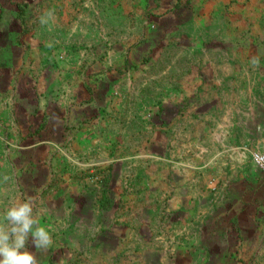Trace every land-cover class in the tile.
Returning <instances> with one entry per match:
<instances>
[{
	"label": "rangeland",
	"instance_id": "rangeland-1",
	"mask_svg": "<svg viewBox=\"0 0 264 264\" xmlns=\"http://www.w3.org/2000/svg\"><path fill=\"white\" fill-rule=\"evenodd\" d=\"M256 153L264 0H0V217L36 198L40 264H180L184 181L264 264Z\"/></svg>",
	"mask_w": 264,
	"mask_h": 264
},
{
	"label": "crops",
	"instance_id": "crops-1",
	"mask_svg": "<svg viewBox=\"0 0 264 264\" xmlns=\"http://www.w3.org/2000/svg\"><path fill=\"white\" fill-rule=\"evenodd\" d=\"M188 178V177H187ZM179 191L186 193L187 198L184 202L182 198H178L172 210H178L180 213L179 223L181 226L194 227L192 237L193 251L189 248H184L181 252H176V258L180 259V264H241L240 258L243 261H248L254 251L250 248L257 242L258 236L243 237V227L241 221L238 223L229 222L225 217L218 218L221 214L218 205L211 200L208 201L209 207L204 212L202 199L196 197L195 194L204 190V186L190 185L189 182L182 183ZM196 197V198H195ZM240 236H234V233H239ZM180 254V255H179ZM174 259V258H173ZM184 261V262H183Z\"/></svg>",
	"mask_w": 264,
	"mask_h": 264
},
{
	"label": "clouds",
	"instance_id": "clouds-1",
	"mask_svg": "<svg viewBox=\"0 0 264 264\" xmlns=\"http://www.w3.org/2000/svg\"><path fill=\"white\" fill-rule=\"evenodd\" d=\"M50 17L51 13H47L40 18V22L47 23ZM250 63L259 67V57L253 56ZM35 207L36 198L29 195L12 203L0 217V264H40L37 253H46L53 245L50 230L41 226L40 217L34 212ZM29 242L36 252L27 250ZM59 264H65L64 259Z\"/></svg>",
	"mask_w": 264,
	"mask_h": 264
},
{
	"label": "built area",
	"instance_id": "built-area-1",
	"mask_svg": "<svg viewBox=\"0 0 264 264\" xmlns=\"http://www.w3.org/2000/svg\"><path fill=\"white\" fill-rule=\"evenodd\" d=\"M253 161L256 167L264 173V154L256 153L253 155Z\"/></svg>",
	"mask_w": 264,
	"mask_h": 264
}]
</instances>
